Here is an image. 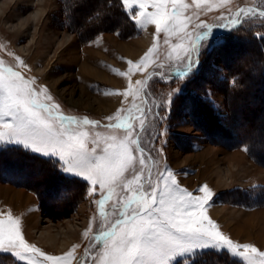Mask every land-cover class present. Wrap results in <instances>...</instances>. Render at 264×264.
I'll list each match as a JSON object with an SVG mask.
<instances>
[{
	"label": "rangeland",
	"instance_id": "obj_1",
	"mask_svg": "<svg viewBox=\"0 0 264 264\" xmlns=\"http://www.w3.org/2000/svg\"><path fill=\"white\" fill-rule=\"evenodd\" d=\"M91 1L0 0V90L5 82L15 81L32 99L90 123L80 129L88 133L89 149L95 147L94 139L101 148L107 146L105 140L112 144L132 139L128 154L137 169L151 167L164 181L170 178L179 189L173 196H179L187 213L203 210L209 223H218L235 242L264 251V0H183L187 7L180 19L191 22L181 30L193 37L207 33L193 45L189 64L187 57L176 59L181 48L188 54L189 40L178 31L161 32L155 20L145 21L138 4L120 0L128 19L115 3ZM178 2L155 0L169 11ZM146 11L151 16L156 9L149 4ZM96 100L113 107L97 108ZM137 138L145 151H135ZM0 144L51 157V168L69 176L59 178L47 162L23 159L19 162L25 164L0 175V239L5 237L3 219L11 215L23 239L35 246L33 253L15 250L23 259L0 250V264H103V259H116L111 249L115 236L95 237L115 219L111 205L116 197L108 188L119 177L99 187L68 171L52 152L7 137ZM151 192L150 205L159 207L157 189ZM102 196L108 199L97 203ZM47 231L66 246L47 241ZM168 235L173 247H194L169 264H188L205 249L226 248L202 245L214 238L198 230L188 233L172 226ZM150 258L158 261L163 254L157 250ZM260 259L256 257L257 264Z\"/></svg>",
	"mask_w": 264,
	"mask_h": 264
},
{
	"label": "snow or ice",
	"instance_id": "obj_2",
	"mask_svg": "<svg viewBox=\"0 0 264 264\" xmlns=\"http://www.w3.org/2000/svg\"><path fill=\"white\" fill-rule=\"evenodd\" d=\"M123 3L125 5L138 4L143 10L140 15L149 23L155 20L160 24L161 32L175 33L178 31L182 34V39L189 40L188 54L185 55L184 48L179 49L176 56L178 61H183L187 57L189 64L193 45L207 35V33H202L193 37L187 30H181L183 25L191 22L188 18L180 19L187 7L183 4V0H179L171 11L162 4H155V0H146V2L123 0ZM149 4L156 9L155 12H151V16L146 11V6ZM240 12L242 13L243 9ZM260 15L264 16V12ZM232 24L235 26L236 21H232ZM204 27L208 31L211 30V26L204 25ZM150 55L153 56V54ZM0 97L4 98L2 111H0V140L7 137L29 144L37 151L52 152L65 162L68 171L87 178L93 185L98 184L99 187L119 177L114 184H109L108 188L112 196L116 197V201L111 205V215L115 216V219L108 226L107 231L101 232L102 236L95 237L99 241L115 236L111 249L115 250L112 255L116 259L111 261L103 259V264H129V261L131 264H169L170 259L194 248L192 246L173 247L168 235L172 231V226L180 228L182 232L191 233L198 230L201 233H207L209 240L214 238V242L206 241L202 245L214 244L226 247L232 253L248 261V264H257L256 257H260L262 259L259 264H264V251H258L248 243L235 242L221 231L218 223H209L203 210L187 213L183 202H178L180 201L179 196H173L174 191L179 189L171 184L170 178L164 181V176L152 173L151 167L144 168L142 171L137 169L136 163L128 154L127 145L133 143L132 139L126 137L124 141L120 143L113 141L112 144H107L105 140L107 146L102 148L99 141L94 139L92 142L95 147L89 149L87 146L88 133L80 129L84 125H91L90 123L86 124L74 117L64 116L58 107L32 99L30 94L25 95L23 88L15 86V81L4 83L3 90H0ZM133 107L137 112L142 113V116L147 115L140 106L134 105ZM129 115L133 114L130 112ZM122 118L128 119V117ZM139 122L143 127L144 120L140 119ZM126 129L129 132L130 129ZM135 143L137 145L135 151H145L140 145L139 138L135 139ZM98 148L100 149L99 154ZM138 171L141 172L140 175H137ZM161 181H164L162 187L160 186ZM117 188L121 189L120 193L116 192ZM152 188L157 189L156 204L159 207L155 204L150 205L147 198L151 197ZM204 192L206 198L212 195L207 188ZM129 193L132 195L130 196ZM107 199L102 196L97 203L103 204ZM3 220L5 221V237L0 239V250L12 251L21 259L24 256L20 251H15L16 249H22L24 253H33L35 246L23 239L18 220H14L11 215ZM254 248L255 252L252 251ZM157 250L163 254V258L154 261L150 257ZM133 256L137 257L134 261L131 260ZM30 264H35V261H31ZM51 264H67V261H53Z\"/></svg>",
	"mask_w": 264,
	"mask_h": 264
},
{
	"label": "trees",
	"instance_id": "obj_3",
	"mask_svg": "<svg viewBox=\"0 0 264 264\" xmlns=\"http://www.w3.org/2000/svg\"><path fill=\"white\" fill-rule=\"evenodd\" d=\"M81 1H83V0H81ZM108 3L109 4L115 3L116 6L119 7L123 16H126L128 19L130 18L128 11L124 9L122 2L120 0H108ZM134 26L135 25H133L132 28H134ZM134 29H136V26ZM116 31L120 32V34H121L120 30L116 29ZM126 31H128V30H126ZM234 133H236V132H234ZM242 135H240V137ZM249 152H250L251 156L254 157V154H252V152H251V145H250ZM22 159L25 161L28 160V162L33 161L32 163L37 162L39 164L41 162L42 163L47 162L46 164L50 168H51L52 162H53L51 157L35 153L34 151L29 150L28 148H24L22 146L14 145V144L13 145H8V144L7 145H1L0 144V175L1 174L3 175V173L5 171H13L16 168H19L21 165L25 164L24 161L19 162ZM256 159H258V158H256ZM260 161H262V160L260 159ZM44 163H43V165H44ZM51 170H52L53 174H56L59 178L60 177H66V179L67 178L69 179V176L64 174L62 171L59 172L54 167H52ZM2 179H5V177L4 178L2 177ZM174 264H183V263L181 261H177ZM188 264H246V263H245L244 259H242L238 255L232 253L231 251H229V249L224 248V249H221L219 251L213 250V249H205L201 252H198L190 258V261Z\"/></svg>",
	"mask_w": 264,
	"mask_h": 264
},
{
	"label": "bare ground",
	"instance_id": "obj_4",
	"mask_svg": "<svg viewBox=\"0 0 264 264\" xmlns=\"http://www.w3.org/2000/svg\"><path fill=\"white\" fill-rule=\"evenodd\" d=\"M17 37L19 38V36H17ZM136 46L139 48V47L142 46V43H137ZM19 49H21V48H19ZM93 103L97 104V105H95L97 108H101L102 109V108L105 107V110H108V109L113 107V103L112 102H100L99 100H96L95 102L93 101ZM67 231H66L67 236H69V233ZM43 233H44V237L46 238V240L51 242L54 246H56L58 248H62V249L66 246L67 242H65L63 240H59V238H57L55 233H51L50 231L43 232ZM64 250H66V248Z\"/></svg>",
	"mask_w": 264,
	"mask_h": 264
}]
</instances>
